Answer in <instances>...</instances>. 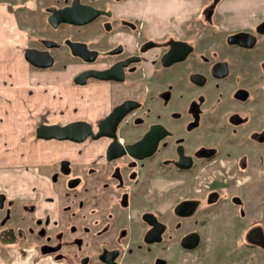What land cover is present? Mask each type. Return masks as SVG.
<instances>
[{"label": "flooded vegetation", "instance_id": "flooded-vegetation-1", "mask_svg": "<svg viewBox=\"0 0 264 264\" xmlns=\"http://www.w3.org/2000/svg\"><path fill=\"white\" fill-rule=\"evenodd\" d=\"M3 1L14 17L18 15L23 62L31 70L44 72L74 64L79 70L70 85L89 90V102L79 100L77 110L83 112L80 115L88 110L103 114L98 122L81 117L58 124L44 118L37 135L42 127L74 121L89 123L92 132L98 133L115 107L130 108L112 138L63 139L69 142L65 150L53 149L52 156L37 157L33 168L26 163L24 169L33 171L22 175L19 184L20 239H25L27 228L35 229L37 253L63 264H168L170 241L185 252L200 249L208 219L213 209L220 208L214 198L221 186H208L203 198L202 189L196 187L199 180H215L224 169L234 174V168L242 175L249 172V164L264 166V0H226L223 14L217 13L221 6L211 4L212 17L224 16V27L215 25L226 30L225 52L217 42L197 47L184 40V32L170 29L168 20L159 24L158 32L151 31L144 25L143 13L133 12L129 0ZM74 1L80 15L86 13L82 5L98 12L83 25L49 20L54 10L70 8ZM154 9L159 6L155 4ZM30 49L43 53L30 56L32 60L44 62L48 55L52 64L33 65L27 56ZM88 70L106 71L107 78L89 76L84 84L75 83L74 77ZM222 81L227 82L225 87ZM252 82L258 83L257 96L250 90ZM213 84L227 96L221 100L215 92L201 100L203 107H209L203 120L195 90H209ZM247 104L259 107L255 115L250 114L256 117L251 122L240 110ZM223 132L224 139H218ZM115 153L119 155L112 157ZM166 182L174 184L171 191L179 197L173 204L168 203L166 189L170 188L163 189ZM8 195L0 189V211L6 209L0 213L2 221L15 201ZM185 201L192 204L179 207ZM229 204V216L245 219L240 244H261V218L248 220V206L233 195ZM261 205L264 212V197ZM191 221L193 227L185 230ZM253 235L256 242L248 240ZM259 264H264V258Z\"/></svg>", "mask_w": 264, "mask_h": 264}, {"label": "rangeland", "instance_id": "rangeland-1", "mask_svg": "<svg viewBox=\"0 0 264 264\" xmlns=\"http://www.w3.org/2000/svg\"><path fill=\"white\" fill-rule=\"evenodd\" d=\"M129 4L133 12L140 14L143 13L144 16H140L145 19V27L151 29L153 32H156L157 29L160 28V23L168 20L170 29L175 28L180 30V32H184L183 39L191 40L195 45H197V47H199V45L208 46L209 44L212 45L214 42H217L218 45L222 46V52L226 51V49H224L226 46L225 41L223 40L226 30L223 31L219 25L221 24L222 27H224V16H219L217 19L211 16L213 12V10L211 11V8H213L214 4L215 6L218 4V6H221L222 8L218 10L217 13H224L227 5L226 0H129ZM155 4L159 6L158 10L154 9ZM169 4L172 5L171 9L169 8ZM211 4H213V6ZM178 13L179 17L181 16L180 19L176 17ZM17 16H15L16 23L18 22ZM215 23L219 24L215 25ZM219 29H221V31ZM215 32L220 34L214 37L211 34ZM78 70L79 68L72 64L67 68L56 69L55 67H52L48 69L47 72L37 71L39 72V75H37V79H39L38 81L46 82H43L44 86H47L46 84L52 82L56 84L55 98L48 100L49 103L47 104L44 103L48 102L45 99V101L42 99L37 103L38 110L41 114V120L46 118L47 120L50 119L51 121L53 120L58 124H61L69 120L84 117L85 119L90 118L91 120H94V122H98V120L103 116L102 113L89 110L86 115H80L83 112L79 109L77 110L78 105L81 103L79 100L83 103L85 102V104L89 102V97L86 96V93L89 94V90L87 89L88 87L83 89L77 85H70V78H72ZM223 83V86L225 87L227 82L222 81L220 85ZM257 84L258 83L256 82H252L250 85V90L253 91L255 96H257V93L259 92ZM223 91V88H219L218 85L214 86V84L210 85L209 90H195V92L200 95V102L198 105L202 110L201 118L203 120L208 118L207 110L209 107H203L200 104L201 100H204V98H210V96L213 97L215 92H218L221 100H223V98L225 99L227 96V90H225L226 96H224L225 94L223 95ZM206 92L208 94L205 96L204 94ZM81 94H83V96H81ZM93 96L97 97L96 94H93ZM90 103L95 104V102ZM240 108L242 116L246 117V119H249L251 122L256 117H253L250 114L254 113L255 115L259 107L253 104H247L242 105ZM48 110L49 113L47 112ZM6 118L2 119V117H0V124L7 123L10 125L16 121V118L10 117L9 123V120ZM223 123L224 122L220 124ZM13 129L14 128H11V130ZM11 130L6 131L11 132ZM24 135L25 140L22 138ZM224 136H226L225 132L218 134L216 137L218 139H224ZM29 137H31V139ZM88 140H92V138L89 137ZM9 141L12 142H10L11 145L9 144ZM28 142L30 143L28 144ZM33 142L36 144V156L40 154L39 156L41 157L52 156L51 153L53 152V149L63 151L67 146L66 144L69 143L65 141L60 142L58 139L47 140L39 138L35 133L21 134L20 132H11V134H8L7 132H0V189L5 190L9 194L8 196L11 200L15 199L13 204H11L7 210L9 217L3 221L0 218V240L3 239L2 242L0 241V261L5 260L8 264H63V262L56 263L48 254H41L40 256L39 253H37L36 245H38V243L34 239L33 235L36 231L35 229L27 228V230L24 231L25 239H20V235L23 230L18 227L17 223V221L21 220L22 216V202L19 200L22 190L20 189L19 184L23 178L22 175L26 174V172L28 175H31L33 171L32 169H24V166L27 165L26 163H30L32 161L31 158H26L28 161L25 165L20 164L22 162L21 154L26 151V154L32 155ZM20 146H23V148L25 147V151L21 150ZM8 147H10V149ZM9 150H11V152L14 151L15 154L19 151L20 154H17L16 156L14 154V156L11 157L8 154ZM31 166H34V164H30V167ZM224 167L225 166H222L220 168L224 169ZM248 168L249 172L242 175L235 173L234 168V174H232L231 170L227 172L226 169H224L222 172H217L215 180H210L209 178L199 180L200 184L196 187L202 189L201 195L203 198H205L207 194V192L204 191L207 190L208 186L216 187L217 184L221 186V188H219V192L217 193L218 196L214 198L216 201L214 205L217 207L219 206L220 208H218V212L213 209L215 213H212L208 219L209 224L206 228H204L206 239L204 243L202 242L200 249L196 251L194 250V252H185L182 247H179L178 243L172 241L168 243V264H259L263 261L264 241L261 244L247 243L245 245H241V228H243V225L245 224V219L241 221V219L235 218L233 213H231L230 216L228 213L230 211L228 209L230 206V195H233L235 199L239 198L248 206L249 212H246V216H248L247 219H256L258 216V218H261V225L264 228V212H262L263 210L261 205V199L264 197V166H252L249 164ZM184 182L188 184V181ZM227 182L233 183V186L230 185L228 187ZM163 184V189H166L167 186L170 188L166 189L169 196L168 203L173 204V201L175 202V200L179 199V197L176 196V192L171 191L174 184L171 182ZM187 188L188 187L184 188L183 191H188ZM202 205L205 207V204ZM41 208L44 209L43 206ZM227 209L228 212H226ZM5 212L6 209L0 211V213L3 214ZM189 223L187 222L185 230H187V227L189 226L193 227V222L191 221ZM230 226H232V231L229 229ZM47 231L48 229H43L42 232L46 233ZM262 236L264 240V235ZM248 240L256 242L254 235L248 237ZM8 248H11V250ZM203 259L204 261H201Z\"/></svg>", "mask_w": 264, "mask_h": 264}, {"label": "crops", "instance_id": "crops-1", "mask_svg": "<svg viewBox=\"0 0 264 264\" xmlns=\"http://www.w3.org/2000/svg\"><path fill=\"white\" fill-rule=\"evenodd\" d=\"M19 35L18 24L16 23L13 11H11L10 7L7 6L4 1H0V117H2V119L7 117L6 119L9 120V123L10 117L16 118V121L10 125L7 123L0 124V132H7L8 134H11V132L36 134V129L41 121V114L38 110L37 103L42 99L48 101L51 98H55L56 84L52 82L44 86L46 82L43 81V83L37 79V75H39V72H37L38 70L34 69V72L23 62L21 55L22 49L19 46ZM48 87L53 90H49ZM44 103L47 104L49 101ZM11 128L14 129L11 130ZM6 130H11V132ZM22 138L25 140V135L22 136ZM29 138L31 139V137ZM10 142L11 141H9V144ZM29 143L30 142H28V144ZM32 145V155L26 154L25 147L23 148V146H20L21 150L25 151L21 154L22 162L20 161V164L25 165L28 161L26 158L32 159V161L27 164H35L34 160L39 157L40 154L36 156V144L33 142ZM8 148L10 149V147ZM8 154L12 157L15 152L9 150ZM17 154H20V152L18 151ZM17 154H15V156ZM0 241L2 242L3 239ZM8 249L11 250V248ZM0 264H8V262L3 260L0 261Z\"/></svg>", "mask_w": 264, "mask_h": 264}, {"label": "water", "instance_id": "water-1", "mask_svg": "<svg viewBox=\"0 0 264 264\" xmlns=\"http://www.w3.org/2000/svg\"><path fill=\"white\" fill-rule=\"evenodd\" d=\"M76 4L75 1L73 2L72 6L70 8H64V9H60L57 11H53V14H51V16L49 17V20L53 23H57L58 21H64V22H68V23H75V24H81L83 25V23H86L88 21H90L92 18L95 17L96 12H98L96 9H93L90 6L87 5H82L83 8H85V12L83 13V15H80V13H78V9L75 8ZM73 10V11H72ZM75 11V13H74ZM238 37V36H237ZM236 37V38H237ZM238 41V40H237ZM171 51H169L167 54H165V58H167L169 56V53ZM27 54L28 58L30 59L31 63H33V65L35 64L36 66L39 67H48L52 64V60L50 59V57L47 55V57L49 59H44V62H36L34 60L31 59L30 56L35 57L36 55L38 56H42L43 53H39L37 50L33 49V50H29ZM164 58V59H165ZM89 76H93L95 77V79H106L107 78V72L106 71H95V70H88L85 71L84 73H80L78 74L76 77H74V81L75 83H79V84H84L85 80L87 77ZM132 107H136L135 103H132ZM131 107V108H132ZM130 108L127 105H121L119 107H115L114 110L112 111V113L110 115H108L101 123L100 128L98 133H93L91 130V125L89 123H84V121H74V123H68L67 125H64L62 127H60L59 125H51L49 127H42L40 129H38V136L42 137V138H46L47 140L55 138V139H59L60 141H62L63 139H69L72 140V142L75 141H84L88 138V136H93L95 138H100V136L102 135H109L111 136V138L114 135V128L118 125V121L121 119V117H123V115L126 113V111H128ZM111 149V147H110ZM117 149V148H114ZM113 149V150H114ZM112 151V150H111ZM115 155H119L118 153H115L114 155H112V157H114ZM2 198L0 199V208L2 206ZM192 203L185 201V202H181L179 207L184 206V205H191ZM189 238L185 239L188 240ZM187 242V241H185ZM185 245V244H183ZM186 247H190L191 249L194 248V245H190V244H186ZM42 253H46V250L43 248L42 249Z\"/></svg>", "mask_w": 264, "mask_h": 264}]
</instances>
